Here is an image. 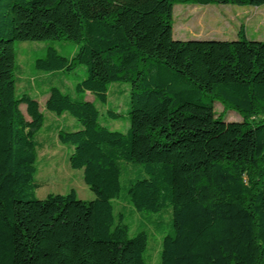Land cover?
Instances as JSON below:
<instances>
[{
    "label": "trees",
    "instance_id": "16d2710c",
    "mask_svg": "<svg viewBox=\"0 0 264 264\" xmlns=\"http://www.w3.org/2000/svg\"><path fill=\"white\" fill-rule=\"evenodd\" d=\"M177 4L264 0H0V264H145L147 232L129 236L115 213L120 163L143 175L129 181L123 210H170L159 264H264V42L242 28L236 40H174ZM54 40L77 51L48 47L37 70L86 68L74 96L51 87L45 109L78 122L56 135L71 145L69 165L83 170L91 201L74 191L34 197L44 116L16 93L15 43ZM117 83L129 85L127 135L101 125L94 105ZM215 102L242 121H223Z\"/></svg>",
    "mask_w": 264,
    "mask_h": 264
},
{
    "label": "rangeland",
    "instance_id": "374dc122",
    "mask_svg": "<svg viewBox=\"0 0 264 264\" xmlns=\"http://www.w3.org/2000/svg\"><path fill=\"white\" fill-rule=\"evenodd\" d=\"M240 28L244 30L248 41L264 42V6L238 7L232 5L197 6L177 4L173 7V39L187 40H236ZM52 47L64 57H71L77 51V45L70 41L54 40L42 42L15 43V79L16 93H27L39 104L44 116L41 129L35 134L37 161L34 175V197L44 199L49 194L67 195L75 192L76 198L83 201L95 199L94 193L83 181V170H74L69 165L72 147L57 139L60 128L72 130L78 122L68 114L57 116L45 109L49 89L59 88L63 93L74 96L75 85L86 77V68L78 66L73 72L47 73L35 68V61L43 58L46 49ZM108 101L102 104L98 100L94 105L99 111V123L110 130L127 135L130 124L128 118L129 85L117 83L109 88ZM88 99H94L88 96ZM21 111L26 119L25 105ZM110 109L118 114L116 119L107 116ZM213 111L225 122H240L242 117L236 111H224L221 103L215 102ZM121 197L114 201L115 213L123 211L124 223L129 227V236L138 230L148 234V246L145 251V264H159L162 238L170 232L171 213L165 209L157 214H128L123 195L129 181L141 178L139 166L120 163ZM122 207L125 209L123 210Z\"/></svg>",
    "mask_w": 264,
    "mask_h": 264
}]
</instances>
